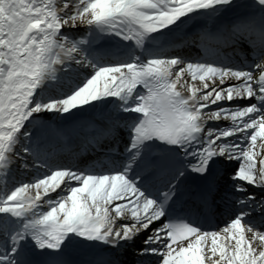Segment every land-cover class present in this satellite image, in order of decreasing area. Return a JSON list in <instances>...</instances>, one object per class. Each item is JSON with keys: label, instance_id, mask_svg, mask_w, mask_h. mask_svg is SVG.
I'll list each match as a JSON object with an SVG mask.
<instances>
[{"label": "snow or ice", "instance_id": "snow-or-ice-1", "mask_svg": "<svg viewBox=\"0 0 264 264\" xmlns=\"http://www.w3.org/2000/svg\"><path fill=\"white\" fill-rule=\"evenodd\" d=\"M0 264H264V0H0Z\"/></svg>", "mask_w": 264, "mask_h": 264}]
</instances>
